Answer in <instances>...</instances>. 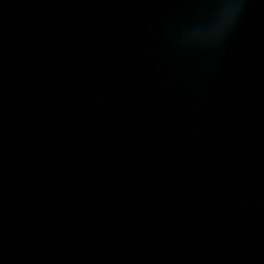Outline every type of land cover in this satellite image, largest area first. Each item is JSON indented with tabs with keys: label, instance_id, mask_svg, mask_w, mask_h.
<instances>
[{
	"label": "water",
	"instance_id": "obj_1",
	"mask_svg": "<svg viewBox=\"0 0 264 264\" xmlns=\"http://www.w3.org/2000/svg\"><path fill=\"white\" fill-rule=\"evenodd\" d=\"M0 264H264V0H0Z\"/></svg>",
	"mask_w": 264,
	"mask_h": 264
}]
</instances>
